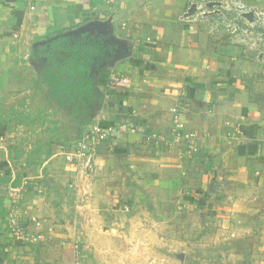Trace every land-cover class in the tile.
Wrapping results in <instances>:
<instances>
[{
	"label": "rangeland",
	"instance_id": "374dc122",
	"mask_svg": "<svg viewBox=\"0 0 264 264\" xmlns=\"http://www.w3.org/2000/svg\"><path fill=\"white\" fill-rule=\"evenodd\" d=\"M192 2L197 7L193 16L211 24L220 40L233 42L245 56L260 63L264 20L251 15L244 0ZM85 34L100 37L103 49L92 60V85L82 98L65 97V88L51 86L47 73L61 80L69 73L62 71L61 57L49 61L41 48L22 66V83L30 93H0V123L13 115L17 123L10 134L22 170L19 177L10 174L8 179L10 187L20 190L17 205L23 218L19 227L29 235V241L17 239L5 220L15 245L30 249L31 262L38 264H75V245L82 250L81 264H253L264 231V210L251 211V215L239 207L234 211L230 201L239 195L229 196L219 179L226 155L248 141V126L228 119L220 134L191 129L180 113L181 105L176 104L168 132L138 139L115 154L116 158L94 162V152L82 149L81 142L86 143L94 126L107 131L100 125L104 94L97 75L114 59L117 46L103 30L90 26L75 27L66 36L80 39ZM121 79L118 82L130 83L127 77ZM261 84L258 88L264 91ZM24 104V109L11 113L10 109ZM176 116L183 125L181 132L195 135V153L189 154L190 143L185 139H177ZM49 156L54 157L56 175ZM5 197L14 209L8 190ZM26 197L46 203V210L26 215ZM33 218L40 226L32 224ZM36 236L45 239L34 241ZM45 249L50 251L43 256ZM54 253L60 259H53ZM255 258L261 260L260 255Z\"/></svg>",
	"mask_w": 264,
	"mask_h": 264
},
{
	"label": "crops",
	"instance_id": "0c3cea01",
	"mask_svg": "<svg viewBox=\"0 0 264 264\" xmlns=\"http://www.w3.org/2000/svg\"><path fill=\"white\" fill-rule=\"evenodd\" d=\"M244 1L251 15L264 10V0ZM193 5L192 0H119L110 12L105 0H4L0 3V93H30L22 83V66L46 45L48 33L97 26L113 40L117 53L97 75L104 94L100 125L107 136L92 145L94 162L116 158L138 139L168 132L176 104L181 105L188 126L201 132L220 134L224 121L242 122L248 126V141L226 155L219 179L229 196L239 195L229 207L260 213L264 210V91L258 87L264 83V58L257 63L233 42L220 40L211 24L190 14ZM123 77L130 83L116 81ZM24 107L10 111L16 114L15 109ZM13 116L0 123V264H38L31 262L30 249L15 245L5 225L11 180L7 184L2 180L10 174L19 177L22 170L12 147L10 131L17 125ZM53 158L48 159L56 175ZM245 194L250 198L242 197ZM28 198L23 205L26 215L46 210V203ZM259 240L255 256L261 260L253 256V264H264V231ZM46 251L50 250L45 249L43 256ZM53 259L60 257L55 254Z\"/></svg>",
	"mask_w": 264,
	"mask_h": 264
},
{
	"label": "trees",
	"instance_id": "16d2710c",
	"mask_svg": "<svg viewBox=\"0 0 264 264\" xmlns=\"http://www.w3.org/2000/svg\"><path fill=\"white\" fill-rule=\"evenodd\" d=\"M77 26H71L68 30H60L48 33L44 39L53 40L49 47L44 45L41 50L44 51L45 57H61L62 71H67L66 80H61L59 76L52 72L47 73V81L52 87L65 88V97L78 95L82 98L89 90L92 82L90 80L91 64L96 54L102 52L100 37L83 35L80 39L72 36H66V33ZM93 39V40H92ZM50 61V60H49ZM10 179H4V182Z\"/></svg>",
	"mask_w": 264,
	"mask_h": 264
},
{
	"label": "built area",
	"instance_id": "2783aa9c",
	"mask_svg": "<svg viewBox=\"0 0 264 264\" xmlns=\"http://www.w3.org/2000/svg\"><path fill=\"white\" fill-rule=\"evenodd\" d=\"M4 0H0V3H2ZM106 6L108 7V10L110 12H114L118 5H119V0H105ZM257 16L259 18H261L262 20H264V11L262 12H258L256 13ZM123 80V79H121ZM120 79H117L116 81H121ZM126 83H128V81H125ZM178 116H176V121H175V125L177 126L178 129V134H177V139L183 138L185 139L188 143H190V145L188 146V152L189 154H192V152L194 151V153L196 152V145L192 144L195 138V135L193 133H189V134H184L181 132V130L183 129V125L177 121ZM107 136V132H101L100 128L98 126H94L93 130L90 132V134L87 137V141L86 143L81 142V146L82 149L88 148L89 150H92V145L98 140V139H102L105 138ZM230 136V135H229ZM83 154H85V152H83ZM19 189L12 187H8V192L10 193V195L12 196V202L13 205H15V208L13 209L10 205H8L7 209H6V221L9 225V228L11 229V233L13 234V236H15L17 239H26L29 241V235H25V233L23 232L22 229H20L19 225L22 221L23 216L20 214L19 210H18V206L17 202H18V198H19ZM32 224H34L35 226H40L39 220L36 218H33L32 220ZM34 241H42V239L44 240L45 238H43L42 236H36L33 238ZM73 251H74V257H75V264H81V253L82 250H80V247L78 245H75V247H73Z\"/></svg>",
	"mask_w": 264,
	"mask_h": 264
},
{
	"label": "water",
	"instance_id": "95a60500",
	"mask_svg": "<svg viewBox=\"0 0 264 264\" xmlns=\"http://www.w3.org/2000/svg\"><path fill=\"white\" fill-rule=\"evenodd\" d=\"M196 11H197V7H196V5H193L192 7H191V10H190V14L191 15H193V14H195L196 13ZM92 29H98L97 28V26H90ZM94 27V28H93Z\"/></svg>",
	"mask_w": 264,
	"mask_h": 264
}]
</instances>
